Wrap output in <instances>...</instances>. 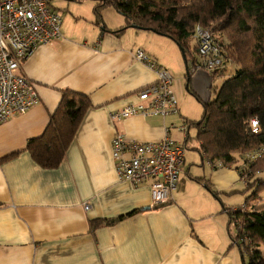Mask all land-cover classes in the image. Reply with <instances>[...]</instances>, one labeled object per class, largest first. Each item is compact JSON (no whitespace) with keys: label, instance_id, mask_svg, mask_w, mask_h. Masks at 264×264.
<instances>
[{"label":"crops","instance_id":"0c3cea01","mask_svg":"<svg viewBox=\"0 0 264 264\" xmlns=\"http://www.w3.org/2000/svg\"><path fill=\"white\" fill-rule=\"evenodd\" d=\"M49 2L61 18V37L39 47L23 66L39 104L0 124V264H245L232 244L226 209L238 208L232 195L248 184L240 186L236 166L207 164L198 129L193 136L189 127L169 203L153 206L150 182L134 186L116 172L112 142L118 134L157 142L174 125L170 136L181 135L186 120L174 121L180 108L167 118L111 119L158 81L156 72L136 59L137 52L173 73L179 46L154 31L129 27L116 33L126 27L125 17L112 6L99 8L98 17L96 0ZM186 85L187 78L184 86L174 81L181 99ZM67 89L88 96L92 106L60 166L43 169L26 148L43 135ZM123 216L112 225L93 226Z\"/></svg>","mask_w":264,"mask_h":264},{"label":"trees","instance_id":"16d2710c","mask_svg":"<svg viewBox=\"0 0 264 264\" xmlns=\"http://www.w3.org/2000/svg\"><path fill=\"white\" fill-rule=\"evenodd\" d=\"M97 1V0H96ZM99 8L112 6L126 19V28L136 25L142 30L154 31L172 39L185 54L200 26L209 30L223 48L226 62L239 69L215 90V98L203 105L200 122L188 121L189 127L198 129L204 157L215 169L235 166L245 183L256 186L255 196L264 192V0H105L98 1ZM226 66L213 73L223 75ZM213 77V78H214ZM188 78V74H187ZM57 110L39 138L32 139L26 150L43 169H56L92 104L88 96L63 90ZM191 95H193L190 92ZM195 97V95H193ZM196 98V97H195ZM259 120L260 131L252 132L250 121ZM263 151L256 160L245 159L248 153ZM13 154L5 159L15 158ZM4 161V160H3ZM236 209V210H234ZM237 232L232 234V244L242 252L245 264H264V204L250 209H226ZM129 216V215H128ZM99 220L93 226L112 225L118 220ZM235 247V246H234ZM247 259V261H246Z\"/></svg>","mask_w":264,"mask_h":264},{"label":"built area","instance_id":"2783aa9c","mask_svg":"<svg viewBox=\"0 0 264 264\" xmlns=\"http://www.w3.org/2000/svg\"><path fill=\"white\" fill-rule=\"evenodd\" d=\"M61 23L60 16L51 10L49 0H0V124L16 115L25 114L39 104L35 85L25 77L23 66L39 47L50 45L61 37ZM194 39L198 58L194 57L188 64L190 74L204 69L213 75L225 66L223 48L209 30L198 26ZM136 59L153 69L158 81L142 89L136 102L112 113L113 122L119 123L135 116L167 118L176 115L181 98L174 90V74L158 66L142 50L137 52ZM250 126L254 134L259 133L257 118L250 121ZM174 127L167 128L166 137L157 142L130 140L123 134H118L112 142V156L119 179L134 186L150 182L155 207L171 200L185 161L189 124L185 121L179 127L181 142L170 136ZM262 154L263 151L248 153L245 159L256 160ZM207 164L213 166L209 161ZM217 165L222 167L219 163Z\"/></svg>","mask_w":264,"mask_h":264},{"label":"rangeland","instance_id":"374dc122","mask_svg":"<svg viewBox=\"0 0 264 264\" xmlns=\"http://www.w3.org/2000/svg\"><path fill=\"white\" fill-rule=\"evenodd\" d=\"M190 53L187 55V62L190 65L191 60L194 59V57L197 59L198 58V50H197V42L195 41V39L192 40L191 45H190ZM180 63L175 64L172 71L174 74V81L177 82L178 79L181 80L182 85L184 86L186 83V78H187V68L188 66L186 65L184 56L182 54L181 51V55H180V59H179ZM224 65L226 66V71L223 73V75L220 76H216V78L214 77L213 80V89H212V99H214L215 96V90L219 89L221 87V85L223 84V82L228 79L229 77H232L233 75H235L236 71L239 69L236 65L234 64H229L227 62H224ZM191 89V88H190ZM180 113H179V117H177L174 121H176L177 124H180L182 122V119L186 120L187 122H191V124L193 123H197L200 122L202 120L203 117V106L202 104L197 100V98H195L193 95H191L187 90L186 87L183 89V97L181 99V103H180ZM184 120V121H185ZM192 130H191V134L194 136L197 133V127L196 126H192ZM182 135H177L172 137L175 140H179L180 142L182 141L181 138ZM193 144L195 146H199V142H197L195 139H193ZM193 153L195 154L196 152L193 150H189L188 154ZM243 159H238L237 163H235V168H239L240 166L242 167L243 165ZM243 181V182H242ZM241 182L243 183L242 186L243 188L246 187L244 180H242ZM255 192H256V186L255 185H249L248 188L244 189V191H240V195H232V202L233 205H238L237 207H245L247 206L249 209L251 207H253L254 205H261L264 204V192H260L258 194V196H255ZM244 193H246V195L244 196ZM245 198V199H244ZM244 199V200H243ZM243 200V202H242ZM242 203V204H241ZM233 230L234 233L237 232L235 226H233ZM261 251L264 253V245H261L260 247ZM247 261V259H246Z\"/></svg>","mask_w":264,"mask_h":264},{"label":"water","instance_id":"95a60500","mask_svg":"<svg viewBox=\"0 0 264 264\" xmlns=\"http://www.w3.org/2000/svg\"><path fill=\"white\" fill-rule=\"evenodd\" d=\"M132 27L137 28L136 25ZM184 59H186L185 54L182 52ZM187 65V64H186ZM187 85L186 90L191 91L193 95L200 101L203 105H208L212 99V89H213V75L204 69L197 70L194 74H190L187 68ZM191 85V89H190Z\"/></svg>","mask_w":264,"mask_h":264}]
</instances>
